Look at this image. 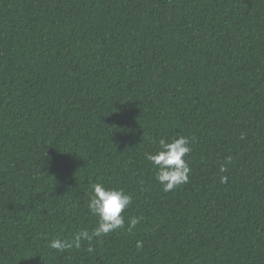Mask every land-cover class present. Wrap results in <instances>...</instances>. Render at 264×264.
<instances>
[{
  "label": "trees",
  "instance_id": "obj_1",
  "mask_svg": "<svg viewBox=\"0 0 264 264\" xmlns=\"http://www.w3.org/2000/svg\"><path fill=\"white\" fill-rule=\"evenodd\" d=\"M0 264H264V0H0Z\"/></svg>",
  "mask_w": 264,
  "mask_h": 264
}]
</instances>
